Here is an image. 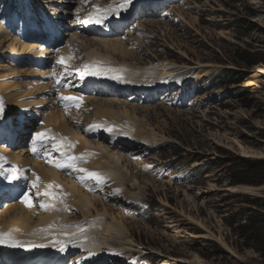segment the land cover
Returning a JSON list of instances; mask_svg holds the SVG:
<instances>
[{
  "label": "rangeland",
  "instance_id": "rangeland-1",
  "mask_svg": "<svg viewBox=\"0 0 264 264\" xmlns=\"http://www.w3.org/2000/svg\"><path fill=\"white\" fill-rule=\"evenodd\" d=\"M76 1L79 3H70L72 7L69 11L73 15L66 24L75 23L81 27L83 16L89 12L95 0ZM152 1L132 0L128 6L133 9L135 5L136 16L133 13L128 21L110 24V34L101 36L105 39L120 36L125 43L129 41L130 45L137 46L132 50L146 63L143 65L146 68L152 64H147L145 59H152L153 66L169 67L168 72L174 75L172 78L166 80L158 77L162 83L168 81L167 87L172 85L168 92L158 85V95L148 96L146 93L147 96L133 101L135 107L151 108L149 116L153 127L160 133L164 130L165 134H161L166 137L155 148L144 152L143 156L131 154L132 157L128 158L132 163H143L130 168L134 175L139 174L142 189L134 190L128 184L124 189L116 186L117 191L114 190V193L103 191L98 194L95 190L91 191L103 198L101 201L106 207L110 206L115 213L122 215L123 221L120 218L118 220L125 228V240L115 241V247H111L112 244L103 247L105 256L92 255L90 260L72 261L74 264H264L260 253L254 248H245L235 231L237 220L252 215V200L247 195L264 197V184L234 183L239 178L236 168L241 159L264 160V0H161V7L158 4L150 5ZM46 5L49 2L43 0H0L1 26L14 32L22 31L25 30L24 25L31 28L33 17L35 23L40 25V12H43L42 8L46 11ZM177 9L182 14L177 13ZM146 18L156 20L160 24L157 30H160L157 32L155 27H147ZM132 20L135 26L142 22L145 27L139 25L137 30L138 27L134 29L132 25L128 30L130 32H121V28L124 29ZM169 22L174 25L169 27L170 31L165 30ZM66 24L61 34L64 32L67 42ZM151 28L156 30L153 35L149 33L152 32ZM163 30L165 36L161 35ZM139 31H144V34ZM46 32L47 29L40 30L41 39ZM25 34L22 33L21 37H25ZM37 43L38 46L33 48L35 52L13 54L32 58L41 55L51 57L49 69L32 67L37 72L50 71L44 78L49 82H44L41 76L36 77H39V82L49 85L48 88L39 92L37 98H23L31 102L41 99L45 100L44 103L23 107L12 113V120L24 115L23 126L30 127L32 131L28 132L25 139L31 138L43 126L42 118L56 105L53 99L57 101L65 91L82 95V100L75 108L73 105L68 110L59 107L65 111L74 127L79 129L84 127L87 115L93 113L90 108L81 107L84 99H97L91 96L108 98L101 93L102 90L90 86L87 82L91 79L85 80L79 75L76 66L70 67L77 72H68L67 79L62 64L53 58L56 50L52 42L46 44L42 39ZM43 48L48 52L38 51ZM129 49L131 51V46ZM238 51L240 54H250L251 61L240 59ZM32 53L39 55L33 56ZM228 70L231 71V79L238 82L220 85V77ZM198 77L201 78L196 85L194 83ZM5 80L26 79L9 76L1 78V83ZM195 85V94L189 95ZM184 86H187L186 90ZM182 87L183 90H180ZM24 88L19 86L11 92L19 93ZM114 97L110 95L109 99ZM48 98H52L53 103ZM121 101L128 102L127 99ZM28 120H31L30 124ZM8 143L9 138L3 139L0 146ZM18 147H8L7 152L22 149ZM119 152L126 154L127 151L124 148ZM63 158L64 155L62 157L60 153L50 156L54 164ZM75 161L72 158L67 162L71 164L70 169H75L74 176L90 180L89 185H94L93 178L88 177L89 172H94L93 169L86 167L87 162ZM144 168H148V171L145 172ZM244 186L252 189H241ZM236 187L240 189L236 190ZM85 189L88 190L87 187ZM97 204L101 207L100 201ZM78 218H81V214H78ZM97 257L101 258L96 260Z\"/></svg>",
  "mask_w": 264,
  "mask_h": 264
},
{
  "label": "bare ground",
  "instance_id": "bare-ground-1",
  "mask_svg": "<svg viewBox=\"0 0 264 264\" xmlns=\"http://www.w3.org/2000/svg\"><path fill=\"white\" fill-rule=\"evenodd\" d=\"M43 2L56 5L52 8L51 4L45 12H40L43 19L40 25L35 23V17H33L34 21L31 22V28H26L23 24L25 30L14 32L4 29L0 21V102H2L3 110H5L0 114V133L7 130L9 135L12 134L11 125L13 122L11 118L13 112L19 111L23 107L44 103L45 101L40 99L31 102L25 101L23 98L30 96L37 98L39 97V92L48 88L49 85L43 84V81H41V84L38 80L39 77H36L38 75L44 79L50 71L39 70L40 72H37L32 67L46 69L50 64L51 57H48V55L44 57L41 54V56L35 58L18 56L31 53L33 48L38 46L37 42H41L42 39L43 43L46 44L49 42V38H53L51 40L56 42V55L53 58L55 57L56 62L62 64L63 73H67V79H69L68 72H77L70 69V67L76 66L80 72L78 73L79 75L83 76L85 80L91 79L87 83L91 84L93 82L97 84L101 90L104 89L105 93L116 98L109 99L108 96L106 99H101V97L91 96L97 99H89L85 97V105L83 103L82 105L79 104L81 107L90 108L93 113L92 115H87L85 123H83L84 127H81V129L74 127V123L72 124L69 121L65 111L61 109H70L72 105L74 108L78 106V102L82 100L80 93L74 95L72 92L68 93L65 91L63 96L56 99L57 101L53 99L54 103L52 98H48L50 103L56 105H53L51 112H48L46 117L42 118L44 120L42 130L45 134L40 137L39 144L42 145V148L39 149H43L44 152L38 153V156L42 157V154L54 156L60 152L62 157L64 155V158L57 164H54V162L50 166H45V162L37 160L36 154L32 150L28 153L30 156H27V148L10 153L7 152V147H0V156L4 158L3 161H0V163H3V168L0 169V233L10 239L19 240L20 244L23 245L13 248L11 246L10 252L6 251L5 253L0 249V264L23 263L22 256L19 255L18 251L31 249L33 242L34 245L37 242L39 245L49 242L42 249L55 248L56 244L72 245L73 248H88L90 250L89 255L95 256H101L105 253L103 247H110L111 244V247H115L117 241L123 242L125 240V228L123 223L118 220L120 218L123 221L122 215L115 213L110 206L106 207L101 201L103 198L101 196L98 197V194L103 193V191H106L107 194L111 191V193H114L117 191L116 186L124 189L128 187V184L134 190L142 189L139 174L134 175V172L130 169L131 166L140 165L141 163H132L131 159L128 158L132 157L131 154L143 156L144 152L147 153L151 148H155L166 137L161 134L164 130L160 133L153 127L149 116L151 108L135 107L136 105L133 104L135 103L133 101L143 98L146 93L148 96L152 93L158 95L160 91L158 85H161L164 92H168L172 85L167 87L168 81H163L162 83L160 78L168 80L167 78L174 76L168 72L169 67L164 65L153 66L154 61L152 59H145L144 61L147 64H152L151 67L146 68L143 66L146 63L140 60L138 53L132 50L135 45H130L129 41L125 43L120 36L106 39L101 36L108 33V21L103 18V15L131 18L135 10L126 6L122 0H95V3L89 8L90 11L83 16V25L79 31H75L77 27L75 23L73 24V29H70L67 25L65 26V36L69 40L65 43L64 40L62 41L63 36L59 37V35L61 30L64 29L63 25L68 20L54 16L57 14L59 17L62 15L70 18L73 15L69 11L72 7L70 3L74 4L78 1L43 0ZM105 7H109L113 12L104 14L102 10ZM176 11L182 14L180 9ZM97 17L102 22L96 23L95 27H93L94 30H91L93 22L84 23V21L94 20ZM144 20L146 21L147 18ZM147 22V27H155L156 30L160 25L156 20H147ZM128 25H133V28L138 27L137 30H139V25L140 27H145L142 22L136 26L132 23ZM166 25L168 28L165 30H168L169 27H174L172 22ZM155 28L150 29L152 32L149 33L151 35L156 31L154 30ZM43 29H47V32L41 39L40 30ZM165 30L161 32V35L165 36ZM24 32L26 33L25 37H21ZM126 32L130 31L127 29ZM139 33L144 34V31H139ZM45 39L46 42H44ZM135 40L139 41L138 39ZM130 46L131 51H129ZM38 51L48 52L46 48ZM32 55L39 54L32 53ZM86 65L90 69L100 71L102 75H82L81 72ZM9 76H20L26 80H5L1 83V78H8ZM200 78L198 77L194 84L198 85V79ZM57 85L59 84L57 83ZM196 85L191 88L189 95L191 93L195 94ZM19 86L25 88L19 93L11 92L12 89ZM27 86L31 87L28 88ZM184 87L180 90H183ZM67 96L75 97L76 100L62 99V97ZM121 99H127L130 103L121 101ZM86 100H91L89 105H86ZM87 109L86 112L89 113ZM140 111L144 113L142 114ZM152 111L155 110L152 109ZM6 113H10V115ZM22 116L19 115L18 120L14 121L15 127H18L20 122H22ZM78 119L81 121L80 117ZM14 132L17 133L16 131ZM163 134L165 133L163 132ZM21 141L22 139L18 140L19 143ZM35 147L36 144L33 148ZM124 148L127 151L126 154L119 152ZM72 158L76 160L75 162L80 160L84 163L87 162L88 165L86 167L92 168L103 179L100 181L93 179L95 181L94 185H89L90 182L88 181L90 180L79 179L74 176L75 169H70L67 166L57 167L59 163L65 164ZM12 167L18 169L19 175V179L14 181H10L7 178L8 172ZM140 168H143V166H140ZM144 171H148V168H144ZM144 171L142 169L141 173ZM109 180L114 183V186L111 185ZM119 187L118 191L120 192ZM238 189L240 187H236V190ZM241 189L248 191L252 188L244 186ZM14 190L19 192V197L11 200ZM94 190L97 191V195L92 194L91 191ZM45 192L50 193V195L45 196ZM25 193H28L31 207L23 202ZM132 195L134 196L135 194L133 193ZM98 201H100L101 207L98 206ZM41 204L44 206L41 207ZM78 214H81V218H78ZM108 225L110 226L109 228H107ZM54 240L56 241L55 243L52 242ZM6 242L0 244L5 245ZM53 252L66 255V250L63 247H57ZM100 258L97 257L96 260ZM59 264L64 263L60 262Z\"/></svg>",
  "mask_w": 264,
  "mask_h": 264
},
{
  "label": "trees",
  "instance_id": "trees-1",
  "mask_svg": "<svg viewBox=\"0 0 264 264\" xmlns=\"http://www.w3.org/2000/svg\"><path fill=\"white\" fill-rule=\"evenodd\" d=\"M240 59L250 62V54L238 51ZM256 61V60H255ZM255 63V62H252ZM231 71H226L222 75L220 85L237 83L238 80L231 79ZM237 178L235 184L248 185H263L264 184V160H247L241 159L239 166L236 168ZM251 198L250 208L251 216L245 219L237 220L235 231L238 232L241 244L245 248H254L264 258V197L254 198L252 195H247Z\"/></svg>",
  "mask_w": 264,
  "mask_h": 264
},
{
  "label": "snow or ice",
  "instance_id": "snow-or-ice-1",
  "mask_svg": "<svg viewBox=\"0 0 264 264\" xmlns=\"http://www.w3.org/2000/svg\"><path fill=\"white\" fill-rule=\"evenodd\" d=\"M123 3H126V4H131L132 3V0H123ZM90 22H95V23H101L102 20L100 18H96L94 20H85L84 23H90ZM61 62H63V60H61ZM82 75H93V76H97V75H102V73L98 70H95V69H90L87 65L84 67V69L82 70L81 72ZM63 100H69V101H75L76 98L75 97H71V96H67V97H62ZM3 113V105H2V102H0V114ZM44 134L43 133H36V136L37 137H41L43 136ZM42 143V141H41ZM33 152L36 151L35 148L32 149ZM4 158L2 156H0V161H3ZM71 167V164H58L57 167ZM3 168V163H0V169ZM79 171H86V170H83V169H80ZM88 177L89 178H93V179H96L97 181H100L103 179V177H101L98 173L96 172H89L88 173ZM10 181H14V180H17L19 179V175H18V169L16 167H12L9 172H8V177H7ZM45 196H48L50 195V193L48 192H45L44 193ZM24 203H26L29 207H31V203L28 199V193H25V198H24ZM44 205L41 204V207H43ZM8 242L11 246L15 247V246H23L22 244H20V242L18 241H13L11 240L10 238L6 237L3 233H0V243H4V242Z\"/></svg>",
  "mask_w": 264,
  "mask_h": 264
}]
</instances>
